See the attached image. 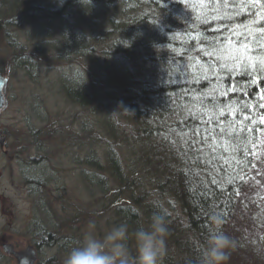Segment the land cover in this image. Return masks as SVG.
I'll return each instance as SVG.
<instances>
[{"label": "trees", "instance_id": "trees-1", "mask_svg": "<svg viewBox=\"0 0 264 264\" xmlns=\"http://www.w3.org/2000/svg\"><path fill=\"white\" fill-rule=\"evenodd\" d=\"M4 2L0 0V7L6 8L8 13L0 16V28L2 22H5V27L17 26L18 20H13L14 15L19 19L22 11L30 15L34 12V17L49 21L58 17L61 19L65 16L63 11H66L75 25L78 22L85 26L88 19L90 32L86 38H81L82 41L73 40L70 26L74 25L68 21L65 26L70 29V34L68 38L64 37L67 40L65 47L73 50L75 56L80 55V58L96 65L95 74L94 71L93 76L90 73V81L107 92L102 94V99L113 102L120 113L128 112V122L116 113L114 122L110 121L112 128H116L115 123H118V129H128L131 139L125 140L124 144L132 146L133 149L128 148L134 158L139 155L137 145L141 146L140 154H143L140 160L144 166L134 174L142 184L135 181L129 185L119 172L113 171L115 180L108 199L109 207L114 211L113 226L121 223L128 225L129 248L134 257L135 230L141 225L147 228L153 213H160L165 216L169 228L161 264H176L171 258L173 252L182 259L185 255L183 264H199L209 233L216 230L225 233L228 222L235 218L239 209L244 208L243 202L251 190L249 179L254 172L256 153L264 134V131L251 134L252 140L247 145L250 151L245 157L236 158L242 161L240 167L233 163L230 156L224 161L227 167L218 164L206 166L211 158L212 146L217 153L221 147L229 152L232 149L227 136L217 137L203 145L200 143V137L193 129L204 126L191 119L189 112L204 111L208 117L213 113L210 107L202 109L198 103H193L192 97L224 98L230 106L243 99L252 109L250 115L255 122L250 127L256 128L264 124V108L257 107L264 105V77L250 85L239 71L233 73L230 80L228 74L219 72V69L215 74L210 72L205 61L215 63V57L211 50V59L203 54L201 48L204 45L200 41L203 37L217 39L214 29L221 30L225 36L230 35L225 30L230 25L238 32L242 30L241 24L248 25L255 37L259 30L252 27L253 19L257 23L264 22V3L233 5L217 0L213 5L210 0H63L58 7L61 9L52 10L38 4L33 9L29 0H9L8 5ZM235 8L240 10L239 14L229 11ZM249 9L257 12L255 18L244 15ZM206 20L212 23H206ZM235 54V49L217 53L226 59ZM241 54L252 55L243 49ZM261 59H264V52L252 55L253 64ZM83 64L88 66L90 63ZM154 65L162 69L159 81L152 74ZM213 75L220 78L212 82L209 78ZM79 88L82 98L85 87ZM67 89L69 92L66 89L64 92L71 99V89ZM224 123L221 121L222 125ZM234 130L230 128L229 132ZM166 132V138H160L159 134ZM114 139L117 140V137L113 131L108 142ZM189 140L196 141L195 148L190 147ZM201 148L202 152L199 151ZM116 158L120 163L115 161ZM109 161L120 166L127 159L117 153L110 156ZM88 180L102 185V180L95 176ZM214 180L216 183H213ZM127 185L135 186L136 190L129 189ZM144 185H152V189L146 191L147 195L143 191ZM255 194L260 195V192ZM173 200L180 213L170 216V202ZM213 215H219L221 223H215ZM41 228L36 233L40 234ZM45 232L43 230L41 242L47 244V240L53 237ZM55 233L66 242L61 229ZM183 235L190 241H184L181 238ZM195 241L199 243L197 248L193 245ZM66 246H63V251Z\"/></svg>", "mask_w": 264, "mask_h": 264}, {"label": "rangeland", "instance_id": "rangeland-1", "mask_svg": "<svg viewBox=\"0 0 264 264\" xmlns=\"http://www.w3.org/2000/svg\"><path fill=\"white\" fill-rule=\"evenodd\" d=\"M8 1L4 3L8 5ZM61 1L29 0V4L32 3L31 8L39 3L59 10ZM63 12L65 16L52 21L27 12L21 23L16 22L17 26L1 24L0 72L9 79L10 108L0 115V133L9 139L5 151L0 150V264H10L2 255L4 243L20 249L34 246L39 250L38 264H64L69 250L80 243L86 232L92 231L100 238L112 228L114 211L108 199L115 180L113 171L119 172L129 185L135 181L142 184L134 176L144 166L141 146H136L139 155L136 153L135 158L131 155L132 146L127 147L122 155L128 162L120 164L121 169L103 156L110 133L114 131L115 137L121 138L130 136L128 129H118V123L116 128L110 124L116 113L128 122V112L122 114L113 102L102 99L107 92L90 81L96 65L65 47L70 29L73 40L82 41L90 28L88 19L85 26L78 22L75 25L70 15ZM7 13L6 8L0 7V16ZM13 20H18L15 15ZM68 21L74 27L67 28ZM161 72L154 65L152 74L157 81ZM79 87H85L82 98ZM67 88L71 89V99L64 92H69ZM90 97L91 102L99 104L94 103L88 113L80 106ZM162 134L160 138L165 139L167 132ZM261 139L244 208L239 209L225 230L235 244L226 264H264V134ZM92 176L102 180V185L90 183ZM144 186L147 195L152 185ZM128 188L136 190L135 186ZM174 213H180V209L173 200L169 215ZM89 221H95L94 229H89ZM40 228V234L36 233ZM57 229H61L66 242L55 233ZM43 230L53 237L47 244L41 242ZM181 238L190 241L185 235ZM193 245L197 248L198 241ZM257 250H261L260 254ZM171 258L176 264H183L186 257L182 259L173 252Z\"/></svg>", "mask_w": 264, "mask_h": 264}, {"label": "snow or ice", "instance_id": "snow-or-ice-1", "mask_svg": "<svg viewBox=\"0 0 264 264\" xmlns=\"http://www.w3.org/2000/svg\"><path fill=\"white\" fill-rule=\"evenodd\" d=\"M217 0H210L211 4H215ZM221 3L227 4L232 3L233 5L239 4H248V3H264V0H220ZM229 11H233L234 15L239 14V9H230ZM246 16H250L255 18L257 16L256 11H252L249 9L246 13ZM231 18H234L231 17ZM206 23L211 24L212 21L206 20ZM240 31H236L230 25L225 30L229 31L231 34L228 36L223 35V32L219 29H214L217 33V39L209 40L207 37H203L200 41L201 44L204 45L201 48V51L205 56H209V50L212 52V56L215 57V63H205L208 64V69L212 73H216L217 69L221 73H227L229 80L232 77L233 73L240 72L244 77L247 78V82L250 85H254L257 79L264 77V59L257 61L255 64L252 62V55H255L259 52H264V46H262V42H264V22L257 23L255 19H253L252 27L258 29L259 31L253 37L252 31L246 24H241ZM248 45L254 46L253 48H249ZM235 49V55L227 57V59L222 55H217L222 50H231ZM241 49L245 53L251 52L252 55L242 56ZM211 59L212 57L209 56ZM208 78V77H206ZM220 77L218 75H213L209 79L212 82H215ZM235 95V93H232ZM241 97H243V93H241ZM193 103H198L202 109H208L209 107L212 110L213 115L208 117L204 111L196 112L192 110L189 112V117L197 122L198 125H203V128L199 126L193 129V132L200 137V143L206 144L210 140H215L217 137H225L228 138L229 147L232 149L231 152L228 151L227 148L221 147L220 152L217 153L215 150V146L210 148L211 158L207 161L208 167L213 166L214 164L223 165V167H227L224 164L226 157H232L233 163L240 167L242 161L236 159L237 157H245L250 151L247 148L250 140H252L251 134L257 133L258 131H264V124L257 125L256 128L250 127L254 124V118L250 115L252 109L250 105L241 99L235 105H229L225 102L224 98L219 100L216 97L208 98L206 96H201L199 98L192 97ZM257 107L264 108V105H257ZM233 112H235V116L233 118ZM221 121L225 123L222 125ZM212 125L213 127H209ZM230 128H234V131L229 132ZM255 143L256 141H252ZM188 144L191 148L196 147L195 140H189ZM199 151H203V149H199ZM203 159V157H201ZM223 170V168L221 169ZM213 183H216L214 180Z\"/></svg>", "mask_w": 264, "mask_h": 264}, {"label": "clouds", "instance_id": "clouds-1", "mask_svg": "<svg viewBox=\"0 0 264 264\" xmlns=\"http://www.w3.org/2000/svg\"><path fill=\"white\" fill-rule=\"evenodd\" d=\"M212 218L215 223H221L219 215H213ZM95 226V221H89V229H94ZM168 234L165 216L153 213L148 227L141 225L134 232L135 256L132 257L127 224L113 226L100 238L88 231L80 243L69 250L64 264H161ZM234 247V241L226 233L219 230L210 232L199 264H226ZM260 251L257 250V254Z\"/></svg>", "mask_w": 264, "mask_h": 264}, {"label": "water", "instance_id": "water-1", "mask_svg": "<svg viewBox=\"0 0 264 264\" xmlns=\"http://www.w3.org/2000/svg\"><path fill=\"white\" fill-rule=\"evenodd\" d=\"M7 87V79L0 75V111H5L8 108V100L6 96ZM5 143L6 139L3 136H0V147H4ZM3 251L7 256H13L16 259L17 264H34L37 260V255L34 249L31 248L17 252L15 251L14 246L3 245Z\"/></svg>", "mask_w": 264, "mask_h": 264}, {"label": "bare ground", "instance_id": "bare-ground-1", "mask_svg": "<svg viewBox=\"0 0 264 264\" xmlns=\"http://www.w3.org/2000/svg\"><path fill=\"white\" fill-rule=\"evenodd\" d=\"M82 103L83 104L80 106V108L83 109V110H87L88 113H90L92 111V109H93L92 106H94L95 104H99V103H96L95 101H92V102L83 101ZM74 106H75V104H74ZM128 138L131 139V137L128 136V137H124V138L117 137V140L116 139L112 140L109 144H107L108 146L107 145L105 146V148H104V155L103 156H107V157L115 156L117 153H119V154H125L127 152V147L128 146H127V144H124V143H125V140H128ZM93 154L96 156L95 152H93ZM115 161H117V162L120 163V160L117 159V158H116Z\"/></svg>", "mask_w": 264, "mask_h": 264}, {"label": "flooded vegetation", "instance_id": "flooded-vegetation-1", "mask_svg": "<svg viewBox=\"0 0 264 264\" xmlns=\"http://www.w3.org/2000/svg\"><path fill=\"white\" fill-rule=\"evenodd\" d=\"M1 241H2V240H1ZM16 248H17L18 250H22V249H23V248H22V249H20V248H19V247H17V246H16ZM39 258H40V257H39ZM12 263H13V262H12ZM38 263H39V260L36 262V264H38Z\"/></svg>", "mask_w": 264, "mask_h": 264}]
</instances>
